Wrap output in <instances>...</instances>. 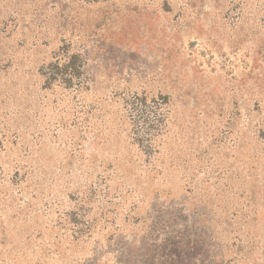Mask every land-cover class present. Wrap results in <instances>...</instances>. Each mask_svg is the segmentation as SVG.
Masks as SVG:
<instances>
[{
  "label": "rangeland",
  "instance_id": "rangeland-1",
  "mask_svg": "<svg viewBox=\"0 0 264 264\" xmlns=\"http://www.w3.org/2000/svg\"><path fill=\"white\" fill-rule=\"evenodd\" d=\"M0 264H264V0H0Z\"/></svg>",
  "mask_w": 264,
  "mask_h": 264
}]
</instances>
